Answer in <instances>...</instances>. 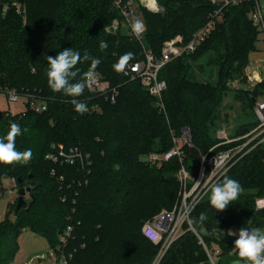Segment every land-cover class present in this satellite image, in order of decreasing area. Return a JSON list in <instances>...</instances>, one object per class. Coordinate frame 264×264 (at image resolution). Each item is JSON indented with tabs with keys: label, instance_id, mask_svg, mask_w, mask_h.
<instances>
[{
	"label": "trees",
	"instance_id": "trees-1",
	"mask_svg": "<svg viewBox=\"0 0 264 264\" xmlns=\"http://www.w3.org/2000/svg\"><path fill=\"white\" fill-rule=\"evenodd\" d=\"M158 2L165 10L163 15L141 10L146 25L144 45L156 54L178 36L189 42L213 10L207 0ZM5 6L8 10L4 13ZM252 7L229 8L223 22L197 52L172 62L161 72L160 78L168 85L163 111L139 80L113 69L127 52L134 53L129 63L145 59L143 47L129 35L107 31L115 21L125 22L113 0H0V86L21 93L40 91L49 103L43 114L0 113V136L17 122L23 130V135L16 137L17 149L33 152L27 164H0V192L4 180H13L18 190L32 189L30 200L20 209L15 202V221L6 218L0 223V264L15 260L18 239L24 231L56 248L73 210L81 222L70 246L73 264H152L159 247L142 235V228L147 220L174 208L181 168L196 176L202 157L219 143L217 133L227 121L223 115L224 101L230 95L227 84L233 77L239 78L241 63L257 50L259 31L249 18ZM101 41L108 44L105 51L100 50ZM66 48L101 60L94 71L118 90L114 104L93 97L86 88L77 98L88 108L81 115L74 110L71 97L51 91L47 57H55ZM196 62H205L207 67L196 69ZM77 67L82 74L90 69V61ZM258 88L257 97H264V84ZM236 97L255 108L253 99L257 98L253 95L241 93ZM258 125L254 114L253 122L240 124L231 136H245ZM184 129L192 133L193 146L182 150L184 157L191 155L188 163H181L178 170L174 159L160 169L142 163L143 156L169 152L171 135L177 131L181 138ZM53 144L79 147L91 163L90 174L78 166L57 167L47 161ZM53 170L56 176H52ZM227 176L242 187L238 199L225 210L216 211L207 195L191 215L192 225L206 246L221 249L219 264H232L238 258L237 253H231L236 240L227 234L231 228L264 229V211L256 208V201L264 198V142ZM59 177L69 184L76 179L82 185L62 188ZM65 194L68 199L64 203ZM201 213L207 217L203 222L199 220ZM207 262L198 238L188 231L160 264Z\"/></svg>",
	"mask_w": 264,
	"mask_h": 264
},
{
	"label": "built area",
	"instance_id": "built-area-1",
	"mask_svg": "<svg viewBox=\"0 0 264 264\" xmlns=\"http://www.w3.org/2000/svg\"><path fill=\"white\" fill-rule=\"evenodd\" d=\"M212 7L204 26L191 38L185 42L182 36H178L167 41L160 54L146 49L144 45L145 30L139 36L132 32L131 22L135 15L136 9H144L149 13L159 15L164 12V8L159 5L158 0H113L114 8L120 13L129 27V37L132 41L141 45L145 51V59L142 62L129 63L125 76L132 80H139L141 86L147 93L158 101L161 108H164V94L168 89L167 82L160 78L161 72L172 62L181 59L186 55L194 54L198 49L211 37L224 20L225 12L231 7H237L244 4L252 5L249 14L250 20L254 27L264 38V0H207ZM8 7H4V13ZM18 13L21 10L18 9ZM114 29L118 28L117 22L113 25ZM90 94L95 98H102L105 102L114 104L118 97V90L111 88L104 80L95 74V81L90 88H87ZM5 95L8 105L21 103L23 111L34 114L46 113L49 109L47 98L40 91L17 92L11 88L0 86V96ZM98 110V107L92 108ZM9 115H17L6 111ZM255 116L259 122L257 128L242 137H232L226 129H221L217 133L218 144L211 149L201 159L198 174H190L185 167L179 172L180 189L178 193L177 204L171 211H163L158 214L152 221L146 223L142 228V235L153 245L159 247V254L154 264H160L167 255L171 247L183 237L186 232H193L198 236L191 222V215L196 207L210 193L212 184L219 182L240 160L251 153L260 143L264 142V101L257 102L254 108ZM263 138V139H261ZM193 146L192 133L190 129H184L180 139L174 140V147L168 154H151L148 156V162L152 165L169 162L174 157L182 160L184 157L183 148ZM221 149V150H219ZM223 161L220 167H215V160ZM46 160L57 167H81L83 171L90 174L87 157L79 147L66 148L60 144H53L51 151L46 155ZM56 170L52 171V176H56ZM58 181L61 187L72 189L81 187L82 182L76 179L69 184L64 177H59ZM68 196H62L65 203ZM75 204V202H74ZM258 211H264V198L256 201ZM72 217H69V223L65 230L59 236V243L56 248H51L49 252L34 257L27 264H73L74 255L70 251L71 243L74 241V233L81 225L77 218L76 210H73ZM187 227V228H186ZM234 238H238V232L232 231ZM153 233L154 238L148 234ZM199 237V236H198ZM200 245L203 247L209 264H218L216 259L222 256L221 249L212 251L206 246L201 238Z\"/></svg>",
	"mask_w": 264,
	"mask_h": 264
},
{
	"label": "clouds",
	"instance_id": "clouds-1",
	"mask_svg": "<svg viewBox=\"0 0 264 264\" xmlns=\"http://www.w3.org/2000/svg\"><path fill=\"white\" fill-rule=\"evenodd\" d=\"M131 28L133 34L139 36L145 30V25L141 19L135 18L131 22ZM99 47L101 51H105L108 44L106 41H101ZM133 58L134 53L132 52L120 56L113 64L114 71L125 72ZM87 61H90V69L81 74L77 65ZM100 63L99 58L90 57L87 52L81 56L80 51L72 48L59 51L55 57L48 56L46 72L48 87L54 93H63L65 96L71 97L74 110L83 115L88 111L87 105L77 98L83 95L85 89L90 88L95 81L94 70ZM78 76L79 80H77ZM21 135H23L21 126L17 122H12L6 135L0 136V164H27L31 161L33 157L31 149L20 151L16 147V137ZM222 163L223 161L216 159L215 167H220ZM241 191L240 183L225 174L222 181L211 185L209 203L216 211H223L238 199ZM206 219L207 217L201 213L199 220L203 222ZM227 234L234 235L231 231ZM148 235L154 238L153 233ZM234 248L238 258L234 259L232 264H264V229L241 227L238 231V238L234 242Z\"/></svg>",
	"mask_w": 264,
	"mask_h": 264
},
{
	"label": "rangeland",
	"instance_id": "rangeland-1",
	"mask_svg": "<svg viewBox=\"0 0 264 264\" xmlns=\"http://www.w3.org/2000/svg\"><path fill=\"white\" fill-rule=\"evenodd\" d=\"M164 13H165V10L163 13H161V15H163ZM139 14L140 13H138V10H137L132 20L135 19V17L137 18ZM141 17L143 20L145 19V15L143 11H141ZM116 22H117L118 28L114 29L113 25ZM113 25L112 27L108 28L107 30L108 32L113 33V34H116L118 32H123L126 35H129V27L125 22L120 23V21H115ZM255 52L256 54L254 56H251L250 58V55H251L250 54L249 58L244 63H241V68H240L239 75H238L239 78L233 77V79H231L227 84V90L230 92V95L224 101L223 115L227 116V117L225 116L224 118L227 121L225 124H223L222 128L226 129L230 134L234 130H236V128L239 127L240 124L254 121V114H255L254 108L248 107L241 98L236 97V94L244 93V95L247 97L250 95H253L254 97L257 98L256 103L264 101L263 97H260V96L257 97L259 85L264 84V38L260 33H259L258 42H257V50ZM256 58L261 59L263 61L262 67H259L252 63L254 62V60H256ZM200 65H205V67H207L205 62H196V66H195L196 69H198ZM155 105L160 110H163V111L165 110V105H164V108L162 109L158 101H156ZM23 109L24 108L21 105V103L8 105L5 95L0 96V113L10 111L11 113L20 114L23 111ZM175 139L177 140L180 139L179 132L177 131L173 135H171L172 147L170 148V151L173 149ZM169 152L164 153V154H168ZM148 156L141 157V161L144 164L146 163V164L152 165L148 162V159H147ZM185 156L186 157H183L182 160L178 157L173 158L178 163L177 170L180 168L181 163L184 162V164H186L190 161V157H191L190 153H187ZM163 164L164 163H161L158 165H152V166H156L157 169H160L163 166ZM159 173L160 172H158V174ZM178 179H179V176H178ZM2 188H3V191L0 192V223L4 222L6 218H8L10 222H14L16 219V213L14 211V204L18 198V189L16 188V184L13 180H4ZM208 197H210V193L208 194ZM29 200H30V195L27 194L26 201H29ZM177 200L175 201L174 207L177 204ZM70 217H72V215ZM149 221L150 220H147L145 224L148 223ZM229 231L238 232L234 228H231ZM195 236L198 238L199 243H200L199 238L201 237L199 235H198L199 237L197 235ZM18 244H19V251L17 253L15 260L12 262V264H27L34 257L45 254L49 252L51 249V247L49 246V244L47 243L45 239L39 236H35L28 231H24L20 235L18 239ZM210 249L212 251H215V249H219V247L217 245H213L210 247ZM231 253L233 254L236 253L235 248H233ZM158 254H159V251L157 252V255L154 261L152 262V264H154ZM220 260L221 258L216 259V262L219 264ZM207 264H209V262H207Z\"/></svg>",
	"mask_w": 264,
	"mask_h": 264
},
{
	"label": "water",
	"instance_id": "water-1",
	"mask_svg": "<svg viewBox=\"0 0 264 264\" xmlns=\"http://www.w3.org/2000/svg\"><path fill=\"white\" fill-rule=\"evenodd\" d=\"M253 105H256V100L255 99H253ZM30 178H32V175H30ZM31 192H32L31 188L18 190V199H17V208L18 209H20L24 205V203L26 202L27 194L30 195Z\"/></svg>",
	"mask_w": 264,
	"mask_h": 264
},
{
	"label": "crops",
	"instance_id": "crops-1",
	"mask_svg": "<svg viewBox=\"0 0 264 264\" xmlns=\"http://www.w3.org/2000/svg\"><path fill=\"white\" fill-rule=\"evenodd\" d=\"M138 10V13H140L139 15H138V17L137 18H139V19H142V17H141V10L140 9H136V11ZM136 11H135V13H136ZM135 16V15H134ZM133 16V17H134ZM136 18V17H135ZM256 54V52L255 53H252L251 55H250V58H251V56H254ZM251 61V60H250ZM253 64H255V65H257V66H259V67H262V63H263V61L261 60V59H258V58H256V60H254V62H252ZM263 99H264V97H263ZM34 235V234H33ZM36 236V235H35Z\"/></svg>",
	"mask_w": 264,
	"mask_h": 264
}]
</instances>
